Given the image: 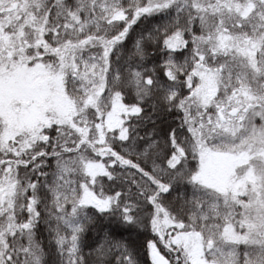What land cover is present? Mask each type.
<instances>
[{
  "label": "snow or ice",
  "instance_id": "1",
  "mask_svg": "<svg viewBox=\"0 0 264 264\" xmlns=\"http://www.w3.org/2000/svg\"><path fill=\"white\" fill-rule=\"evenodd\" d=\"M0 264H264V0H0Z\"/></svg>",
  "mask_w": 264,
  "mask_h": 264
}]
</instances>
